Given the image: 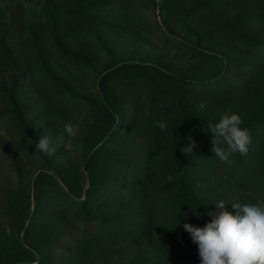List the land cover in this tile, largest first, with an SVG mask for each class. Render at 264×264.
I'll list each match as a JSON object with an SVG mask.
<instances>
[{
  "label": "trees",
  "instance_id": "trees-1",
  "mask_svg": "<svg viewBox=\"0 0 264 264\" xmlns=\"http://www.w3.org/2000/svg\"><path fill=\"white\" fill-rule=\"evenodd\" d=\"M147 1L155 3L123 0L112 15L97 11L106 0H46L43 23L21 25L16 39L9 37L16 23L0 22V117L13 115L22 144L40 161L27 190L3 192L19 243L3 260L0 256V264H52L59 247L71 264H95L103 240L108 250L119 241L132 248L122 264H200L183 223L203 227L209 213L218 214L215 203L264 204V0H162L165 15L161 23H150L154 30L167 46L204 57L210 69L190 78L160 58L120 63L105 45L110 58L97 72L98 95L86 98L94 115L79 143L82 170L55 165L36 150L28 116L43 108L30 96L21 99L25 90L34 98L38 93L33 61L54 82L48 104L69 107L79 96L48 67L44 36L70 67H91V53L71 50L66 42L96 21L124 27L131 3ZM236 6L246 8L225 15V8ZM180 25L195 44L181 35ZM236 44L245 54L231 50ZM203 47L215 54L198 49ZM224 111L240 119L251 139L247 157H234L231 168L215 158L207 127ZM162 120L167 122L163 130ZM60 200L71 210V220L49 227L39 213ZM231 207L225 209L229 214ZM65 237L70 241L62 246Z\"/></svg>",
  "mask_w": 264,
  "mask_h": 264
},
{
  "label": "rangeland",
  "instance_id": "rangeland-1",
  "mask_svg": "<svg viewBox=\"0 0 264 264\" xmlns=\"http://www.w3.org/2000/svg\"><path fill=\"white\" fill-rule=\"evenodd\" d=\"M46 0H0V22L3 25L16 23L9 34L10 39H16L21 25L29 22L43 23L44 4ZM87 0H80L86 2ZM95 1V0H88ZM109 3L103 8L97 7V11L103 14L117 15L118 5L124 3L123 0H106ZM189 1V0H188ZM148 5L138 2L131 3L128 8L130 22L124 27H115L106 19L96 21L87 26V28L78 36L69 39L71 50L82 49L84 52L91 53L93 56V65L88 68H72L66 56L61 55L58 47L53 44L49 35L44 36L43 42L47 66L53 69L57 77L69 81L76 92L78 98L71 100L72 104L56 107L53 103L48 104L47 98L54 92V82L52 78L45 74L43 65L33 61L35 83L38 93L35 98L26 90L22 92L21 99L31 97L36 101V108H43L42 111H32L28 116L30 124L33 126L34 134L39 137L48 135L55 140V137L62 131L63 124L71 120L80 125L77 136L73 140V147L70 151H65L63 147H58L53 155H47L51 158V163L63 165L71 169L82 170V161L80 158V140L84 135L86 125L91 121L94 112L91 109L86 98H96L97 93V72L105 66L110 58L104 50L110 49L117 62H134L150 64L153 59L165 61L171 65L173 71L182 73L187 77H200L204 72L210 69V65L204 57L191 55L188 49H180L176 45H166L164 38L159 30L155 31L150 24L157 20L162 22L165 13L160 11L159 5L162 0H155L154 5L147 1ZM245 6H239L234 9L225 8L226 16L233 17L236 11L244 10ZM181 35L187 36L190 42L195 44V37L188 31L178 26ZM99 36L100 39L97 37ZM177 38V37H176ZM231 41V40H229ZM189 42V44H190ZM218 44L224 46L223 41ZM191 45V44H190ZM203 52L215 54V51L207 48ZM236 52H241V46L235 45ZM239 50V51H238ZM245 54V52H241ZM238 54V53H237ZM194 56V57H193ZM54 59V60H53ZM4 109L7 104H3ZM22 133H19L13 115L6 113L0 117V256L1 260L5 255L10 254L13 247H18L19 241L15 236L13 217L9 215L7 209L6 196L4 191H17L18 189L27 190V186L32 185L33 177L39 170V158L36 152H31V146H24L21 142ZM39 161V162H37ZM59 195L58 197H60ZM33 206H31L32 209ZM39 216L49 227L66 225V221L71 220L72 212L66 209V202L46 206ZM65 218V222L63 221ZM79 226V225H78ZM21 237V236H20ZM68 237L63 238L61 245L69 244ZM4 245H6L5 248ZM106 240L101 241L97 247L95 264H122L126 258L131 256L132 248L124 246L122 242L111 245L107 248ZM121 247H124L121 250ZM68 254L64 253L61 247L56 251V257L52 264H71L68 261ZM34 264V263H24ZM185 264V263H184Z\"/></svg>",
  "mask_w": 264,
  "mask_h": 264
},
{
  "label": "clouds",
  "instance_id": "clouds-1",
  "mask_svg": "<svg viewBox=\"0 0 264 264\" xmlns=\"http://www.w3.org/2000/svg\"><path fill=\"white\" fill-rule=\"evenodd\" d=\"M200 107L203 109L205 105ZM158 126L163 130L167 122L159 121ZM79 127L78 123L66 121L55 140L41 135L36 150L46 155H53L58 147L70 151ZM207 127L213 134L212 152L219 164L231 168L234 157H247L251 139L247 131L241 130L238 117L224 111L218 120L209 121ZM215 205L218 214L209 213V222L203 227L182 225L197 245L200 264H264V204ZM227 205H233L231 214L225 210Z\"/></svg>",
  "mask_w": 264,
  "mask_h": 264
}]
</instances>
